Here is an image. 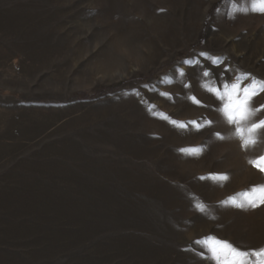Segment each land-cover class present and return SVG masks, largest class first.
<instances>
[{
	"label": "rangeland",
	"instance_id": "rangeland-1",
	"mask_svg": "<svg viewBox=\"0 0 264 264\" xmlns=\"http://www.w3.org/2000/svg\"><path fill=\"white\" fill-rule=\"evenodd\" d=\"M237 79L264 81L251 0H0V264L264 248V204L238 195L264 185V130L241 147L204 87Z\"/></svg>",
	"mask_w": 264,
	"mask_h": 264
},
{
	"label": "snow or ice",
	"instance_id": "snow-or-ice-1",
	"mask_svg": "<svg viewBox=\"0 0 264 264\" xmlns=\"http://www.w3.org/2000/svg\"><path fill=\"white\" fill-rule=\"evenodd\" d=\"M251 10L264 14V0H251ZM201 55L206 54L201 53ZM185 63L189 62L185 61ZM212 63L216 64L217 61L213 59ZM209 75L208 70L203 72V76L208 77ZM241 85L242 82L237 79L236 82L231 84L223 83V90L210 87L207 84L204 87L222 102L220 111L223 112L229 124L235 125V134L241 140V147L248 148L257 143L258 133L260 130H264V119L252 120L258 113L264 112V104L253 107V98L259 95L260 92H264V81L257 84L253 80L250 85H244L243 87ZM162 95L168 94L162 93ZM190 99L194 103H200L195 97H190ZM171 122L178 123L176 121ZM191 123H195V121ZM209 123L211 122L209 121ZM180 126L183 127V124H180ZM249 163L259 171L264 172V156L250 160ZM220 179L224 180L227 177L221 176ZM238 195L246 198L248 206L257 207L258 204H264V185L253 187L250 191ZM237 206L243 207L244 204H238ZM201 210H203L202 206ZM195 243L201 244V241ZM202 246L206 248L210 254L209 258L215 261V264H264V248L242 250L215 237H206Z\"/></svg>",
	"mask_w": 264,
	"mask_h": 264
}]
</instances>
